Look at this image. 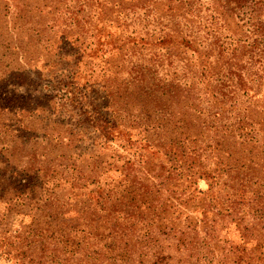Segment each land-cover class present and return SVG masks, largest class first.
Segmentation results:
<instances>
[{
    "label": "rangeland",
    "instance_id": "1",
    "mask_svg": "<svg viewBox=\"0 0 264 264\" xmlns=\"http://www.w3.org/2000/svg\"><path fill=\"white\" fill-rule=\"evenodd\" d=\"M208 1L0 0V264H120L122 210L175 263L216 208L215 264H264V228L242 235L264 211V92L220 106L214 54L238 38L248 67V31Z\"/></svg>",
    "mask_w": 264,
    "mask_h": 264
},
{
    "label": "trees",
    "instance_id": "2",
    "mask_svg": "<svg viewBox=\"0 0 264 264\" xmlns=\"http://www.w3.org/2000/svg\"><path fill=\"white\" fill-rule=\"evenodd\" d=\"M183 2L191 3L190 0H183ZM208 2L211 4L216 3V5L220 6V8L226 13L233 14V11H237V15H239L241 19L246 17V20H244L243 23L247 25L248 43L246 44L245 42L243 46L246 47V49L247 45L249 46V55L246 56L249 66L246 67L245 64H238L237 59L240 54L237 51L239 46L238 38L237 40L230 42L228 47H218L214 54L216 58L214 61L215 64L220 63L217 67L218 70L216 71V76L213 77L220 86L216 87V84L213 86L215 91L217 89V92H219L217 93L219 98L217 101L220 102V106L222 107L229 102L232 108H234V106L238 108V103L235 98L240 91L243 94L248 93L250 98L261 95L264 92V88L262 87L264 83V13H262L259 18L254 19V15L259 12L264 0H209ZM225 48L227 49V52L224 51ZM259 65L261 67H258ZM237 68L238 70H235ZM243 68H246L248 72H243L241 70ZM205 69H203L201 73L205 74V77L209 79L212 75H210L209 71ZM224 86H228V89L223 88ZM229 86H234L232 89L233 93L230 96ZM216 114H218V111H216ZM223 118V122L228 121V117ZM238 122H241V118L234 120L231 126L236 125ZM240 128L242 127L236 126L235 129L241 130ZM246 135V132H239L238 137L244 139ZM252 139H254L252 136L247 138V140ZM163 189L165 192L167 188ZM138 195L140 198H144V195L147 197L149 191L142 188V190L137 192V196ZM157 198L158 197L150 198L149 196L147 199V205H153V203L157 201ZM144 203L146 202L142 201L139 206L138 215L140 219H148L150 220V223H152L155 218L159 220L158 213L154 211L152 212V210L146 211L142 209L144 206L145 209L149 208V206L144 205ZM157 205L158 202L156 203V206ZM210 212L212 216L206 221L207 224L205 227L201 229L197 228V223L195 222L193 226H190V224L184 226L185 229L181 231L177 241L179 245L175 244L176 250L179 252L177 254L179 258L175 263H173L172 260L176 258V255H171L169 252H166L165 247L162 244V241L165 240L167 236L161 237L156 232V230H158L160 234H162L159 224L151 228L153 229L152 231H147L142 235H139L136 231L137 222H133L134 220L131 221V218L134 215L131 210L128 212L125 210L118 212L116 216L120 217L122 221L119 224L114 222L112 225L113 227L110 228L107 235L114 239L117 238V242L120 243L118 249L121 251L120 260L122 264H215V252L211 246L212 242L215 243L219 240L217 239V237L219 238V234H217V231L219 230L217 221L223 217V214H221V211L218 208L211 210ZM254 219L256 222L252 228H243L242 235L246 240L251 238L252 234L253 237L251 239H258V235L255 234V231L258 226L259 229L264 228V211L256 210ZM97 235L98 233L94 234V236ZM97 237L98 239L90 244V247H92L91 256L94 259H100L104 252L102 247H105L100 245L99 240H101V236L99 235ZM174 237L175 236L172 238ZM125 256H127V258L123 261V257Z\"/></svg>",
    "mask_w": 264,
    "mask_h": 264
}]
</instances>
